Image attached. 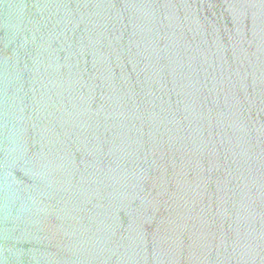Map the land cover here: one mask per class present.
I'll use <instances>...</instances> for the list:
<instances>
[{
	"label": "water",
	"instance_id": "water-1",
	"mask_svg": "<svg viewBox=\"0 0 264 264\" xmlns=\"http://www.w3.org/2000/svg\"><path fill=\"white\" fill-rule=\"evenodd\" d=\"M0 264H264V0H0Z\"/></svg>",
	"mask_w": 264,
	"mask_h": 264
}]
</instances>
